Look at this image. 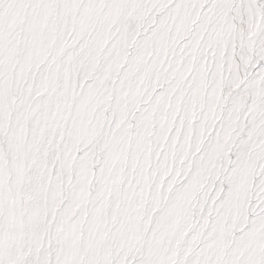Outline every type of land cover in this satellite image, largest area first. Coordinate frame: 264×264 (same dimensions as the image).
Instances as JSON below:
<instances>
[{
	"label": "snow or ice",
	"instance_id": "obj_1",
	"mask_svg": "<svg viewBox=\"0 0 264 264\" xmlns=\"http://www.w3.org/2000/svg\"><path fill=\"white\" fill-rule=\"evenodd\" d=\"M0 264H264V0H0Z\"/></svg>",
	"mask_w": 264,
	"mask_h": 264
}]
</instances>
